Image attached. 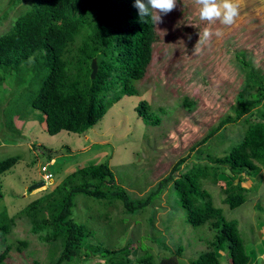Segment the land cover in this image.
Wrapping results in <instances>:
<instances>
[{
	"label": "trees",
	"instance_id": "1",
	"mask_svg": "<svg viewBox=\"0 0 264 264\" xmlns=\"http://www.w3.org/2000/svg\"><path fill=\"white\" fill-rule=\"evenodd\" d=\"M134 3L135 0H8V11L18 6L10 26L0 33V84L6 82L9 87L6 93H0V123L2 129L14 135L9 136V143L20 140L13 119H23L26 109L40 114L38 118L50 136L62 131L83 135L123 96L139 94L135 83L147 70L157 36L154 22H142ZM8 11L0 14V23ZM235 55L242 65L243 87L235 96L231 113L220 118L190 148L202 158V164L184 166L185 171L176 174L188 156L179 159L154 190L134 203L115 184L107 165L90 164L68 173L51 190L45 189L12 214L10 223L14 219L25 221L29 231L46 247L47 264H183L179 258L183 248L179 245H173L172 254L150 253L151 243L161 251L165 248V238L154 229L150 218L146 219V229L154 235L146 232L147 236L142 237L150 245L133 248L127 243L112 250L88 243L93 232L72 217L76 196L107 200L110 205L117 201L125 216L141 214L140 209L150 205L151 198L171 180L186 223L192 228L206 224L213 231L208 249L189 264H220L217 252L224 249L226 263H257L245 250L236 222L225 221L221 209L211 204L209 194L201 188L206 183L216 185L220 174L231 179L234 176L236 183L221 190L223 204L234 209L245 201L246 189L240 186L244 176L264 172V71L245 62L244 54ZM91 61L96 66L92 79ZM192 107L193 102L181 99L182 109L190 112ZM132 112L135 121L150 128L158 125L160 115L165 113L162 107L145 99ZM239 120L243 129L222 156L203 154V149L198 148L226 125ZM44 150L48 161L53 159L52 151ZM16 162L15 157L1 160L0 176ZM27 245L18 240L14 251L20 254ZM9 250H1L0 264H10L6 260Z\"/></svg>",
	"mask_w": 264,
	"mask_h": 264
},
{
	"label": "rangeland",
	"instance_id": "2",
	"mask_svg": "<svg viewBox=\"0 0 264 264\" xmlns=\"http://www.w3.org/2000/svg\"><path fill=\"white\" fill-rule=\"evenodd\" d=\"M7 3L8 0H0V14L8 11ZM238 3V17L234 24L225 26L219 21H200L194 0H177L176 8L162 16L163 22L154 23L157 37L152 44L150 62L142 79L135 83L139 94L123 96L85 134L62 131L50 136L38 118L40 114L26 109L23 119H13L17 137H20L13 144L8 139L14 135L2 129L0 123V161L9 157L17 160L0 176V252L5 247L10 248L8 263L47 264V249L29 231L26 222L14 219L10 223V219L68 173L90 164H105L115 184L123 188L134 203L154 190L181 157L188 156L175 173L183 171L184 166L202 164V158L190 148L220 118L231 113L235 96L243 87L242 65L235 53L244 54L245 62L264 71V0H238ZM17 10L15 6L7 12V18L0 23V33L8 29ZM205 28L213 35L195 52L198 33ZM218 29L222 32L219 37L215 35ZM8 89L6 82L0 84V93ZM182 98L193 102L192 111L181 108ZM142 99L164 109L158 125L150 128L135 121L133 107ZM242 129L241 120L228 124L198 148L203 149V154L222 156L237 141L234 138ZM42 148L52 151L53 162L48 163ZM45 164L47 171L42 173ZM46 173L51 174L48 180L43 176ZM258 174L250 177L251 185L244 184L245 187L250 185L246 188L245 201L234 209L223 204L218 186L202 184L201 188L209 194L212 205L221 209L225 221L236 222L252 262L264 264V172ZM219 177L228 179L227 174ZM224 179L218 180L222 187H225ZM41 181L44 184L37 190L27 192L28 187ZM157 193L150 205L140 209L141 214L134 212L131 216L122 215V206L117 201L110 205L107 200L76 196L72 217L93 232L88 243L112 250L127 243L133 248L150 245L142 238L146 232L154 235L146 229V219L150 218L154 229L165 238V248L161 251L151 243L150 253L172 254L174 246L179 245L183 248L181 262L189 264L208 249L207 242L212 240L213 231L206 224L192 228L186 223L171 181ZM18 240L28 243L20 254L14 251ZM217 257L220 264H229L226 249L217 252Z\"/></svg>",
	"mask_w": 264,
	"mask_h": 264
},
{
	"label": "clouds",
	"instance_id": "3",
	"mask_svg": "<svg viewBox=\"0 0 264 264\" xmlns=\"http://www.w3.org/2000/svg\"><path fill=\"white\" fill-rule=\"evenodd\" d=\"M194 4L196 6V14L198 16V19L200 21H206L208 23L219 21L220 24H222V25L231 26L232 24H234L236 18L239 15L238 0H194ZM176 6H177V0H135V3H134V7L137 9L138 15H139L142 22H145V20L147 19V20H151L156 25L159 23H162L163 22L162 16H165V15L169 14L170 12H172L176 8ZM212 35H213L212 31H210L208 28H205L202 31V33H198L199 39H198L197 43L195 44L194 51L198 52L200 50L201 45H203L205 42H207L211 38ZM215 35L217 37H219L222 35V32L218 29L215 32ZM189 39H191V37H189ZM181 158H184V157H181ZM51 160L53 162V159H51ZM49 161H48V163H49ZM46 167H47V164L42 166V173L46 172ZM176 174H178V173H176ZM43 176L46 177V180H48L49 177L51 178V175H49V173H46ZM228 177L230 178V176H228ZM232 177H233L232 179L231 178L230 179H224L222 177H218V180L224 179L222 181L224 182V186L227 187L232 183H236V178L234 176H232ZM250 177L244 176V178H243L244 182L241 183L240 186L245 188V189L250 188V185H251ZM222 181H221V183H223ZM171 182H172V180H171ZM228 182L230 184L225 185ZM245 183H248L250 185L248 187H245L244 186ZM43 184H44V182H43ZM206 184H209V183H206ZM209 185H211V184H209ZM213 186H218L219 192H220L222 199H223V195L221 193V190L225 189V187H222L218 182L216 183V185H213ZM246 191H247V189H246Z\"/></svg>",
	"mask_w": 264,
	"mask_h": 264
},
{
	"label": "water",
	"instance_id": "4",
	"mask_svg": "<svg viewBox=\"0 0 264 264\" xmlns=\"http://www.w3.org/2000/svg\"><path fill=\"white\" fill-rule=\"evenodd\" d=\"M95 73H96V66H95L94 61H91L90 62V79L94 77ZM42 185H43V182L35 183L31 185L30 187H28L27 192L37 190V188H39Z\"/></svg>",
	"mask_w": 264,
	"mask_h": 264
}]
</instances>
